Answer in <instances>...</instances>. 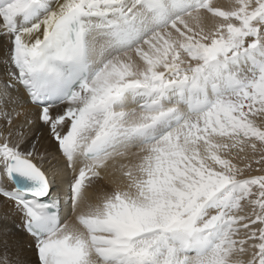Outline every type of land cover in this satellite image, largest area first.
<instances>
[{"label":"snow or ice","instance_id":"obj_1","mask_svg":"<svg viewBox=\"0 0 264 264\" xmlns=\"http://www.w3.org/2000/svg\"><path fill=\"white\" fill-rule=\"evenodd\" d=\"M0 264H264V0H0Z\"/></svg>","mask_w":264,"mask_h":264},{"label":"bare ground","instance_id":"obj_2","mask_svg":"<svg viewBox=\"0 0 264 264\" xmlns=\"http://www.w3.org/2000/svg\"><path fill=\"white\" fill-rule=\"evenodd\" d=\"M50 145V141L48 140V139H46L45 141H44V146L45 147H48Z\"/></svg>","mask_w":264,"mask_h":264}]
</instances>
